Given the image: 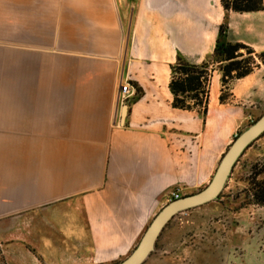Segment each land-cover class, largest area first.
Masks as SVG:
<instances>
[{"label":"crops","instance_id":"0c3cea01","mask_svg":"<svg viewBox=\"0 0 264 264\" xmlns=\"http://www.w3.org/2000/svg\"><path fill=\"white\" fill-rule=\"evenodd\" d=\"M258 13L226 14L221 0H0L4 242L42 264L127 257L172 193L212 179L244 118L235 105L264 101V64L224 101L215 68L208 114L176 109L171 66L212 60L226 16L228 42L263 53L261 24L236 17ZM126 77L140 96L124 118Z\"/></svg>","mask_w":264,"mask_h":264},{"label":"rangeland","instance_id":"374dc122","mask_svg":"<svg viewBox=\"0 0 264 264\" xmlns=\"http://www.w3.org/2000/svg\"><path fill=\"white\" fill-rule=\"evenodd\" d=\"M236 17L244 21L255 19L252 22L260 23L264 33V11L249 15L248 18ZM226 23L228 24V21ZM227 35L228 31L226 38H220V52H223L229 43ZM240 54L243 56L242 59L250 57L245 49H242ZM262 54L264 52L252 55L254 70L264 64ZM226 64L225 57L214 56L209 61V68L211 70L217 68L223 77L221 68ZM235 80L237 79L224 85L221 78L224 89L222 101L229 98L228 85ZM139 96L138 92L135 100ZM235 107L242 109L244 118L234 123L231 144L223 157L236 139L264 116V101L251 106L238 103ZM209 183L185 189L182 197L179 193L180 198L200 193ZM263 183L264 133L238 160L219 197L176 215L164 228L154 250L143 264H264V206L256 202V195L264 187ZM171 200L170 198L166 205L175 201ZM23 254L24 250L17 249L14 243L4 242V219H0V264H25L26 261L28 264H42L32 257L26 259ZM127 257L114 264L124 261Z\"/></svg>","mask_w":264,"mask_h":264},{"label":"trees","instance_id":"16d2710c","mask_svg":"<svg viewBox=\"0 0 264 264\" xmlns=\"http://www.w3.org/2000/svg\"><path fill=\"white\" fill-rule=\"evenodd\" d=\"M221 4L226 14L230 12L245 14L264 11V0H221ZM225 19L219 31L215 56H223L226 59L227 64L221 68V71L223 73L222 83L227 85L234 79H241L250 75L255 67L252 59L254 51L243 44L228 43L224 51L220 52V38H226L228 31L227 16ZM242 49L248 51L249 58L242 59L243 56L240 54ZM212 76L213 70L209 68V62L194 65L178 57L176 63L171 66L170 91L173 95V107L183 111L199 112L206 116L209 110ZM256 202L264 206V187L256 195Z\"/></svg>","mask_w":264,"mask_h":264},{"label":"water","instance_id":"95a60500","mask_svg":"<svg viewBox=\"0 0 264 264\" xmlns=\"http://www.w3.org/2000/svg\"><path fill=\"white\" fill-rule=\"evenodd\" d=\"M127 113L128 108L124 107V118ZM263 133L264 116L244 131L231 145L209 185L198 194L180 198L166 205L149 225L133 253L117 264H143L154 250L155 244L164 228L176 215L216 200L223 191L238 160Z\"/></svg>","mask_w":264,"mask_h":264},{"label":"built area","instance_id":"2783aa9c","mask_svg":"<svg viewBox=\"0 0 264 264\" xmlns=\"http://www.w3.org/2000/svg\"><path fill=\"white\" fill-rule=\"evenodd\" d=\"M138 92L137 89H135L131 83L129 78H122L120 82V87L118 91V104L122 105L124 107H129L133 101H135V98L137 96ZM119 126L123 127L124 123H119ZM172 200H178L180 199V194L179 192H174L171 195ZM171 200V201H172Z\"/></svg>","mask_w":264,"mask_h":264}]
</instances>
